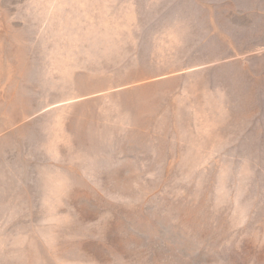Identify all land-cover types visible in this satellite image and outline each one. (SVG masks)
<instances>
[{
	"label": "rangeland",
	"instance_id": "1",
	"mask_svg": "<svg viewBox=\"0 0 264 264\" xmlns=\"http://www.w3.org/2000/svg\"><path fill=\"white\" fill-rule=\"evenodd\" d=\"M0 264H264V0H0Z\"/></svg>",
	"mask_w": 264,
	"mask_h": 264
}]
</instances>
